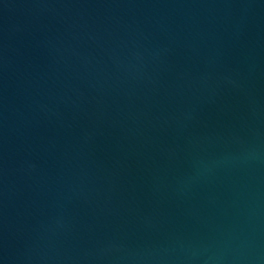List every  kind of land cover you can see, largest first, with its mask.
<instances>
[{
	"label": "water",
	"instance_id": "water-1",
	"mask_svg": "<svg viewBox=\"0 0 264 264\" xmlns=\"http://www.w3.org/2000/svg\"><path fill=\"white\" fill-rule=\"evenodd\" d=\"M0 264H264V0H0Z\"/></svg>",
	"mask_w": 264,
	"mask_h": 264
}]
</instances>
